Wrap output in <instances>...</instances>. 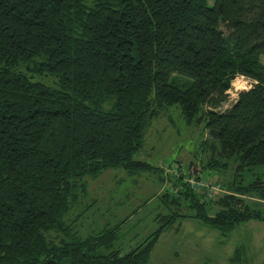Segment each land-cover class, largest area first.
Segmentation results:
<instances>
[{
    "label": "trees",
    "instance_id": "trees-1",
    "mask_svg": "<svg viewBox=\"0 0 264 264\" xmlns=\"http://www.w3.org/2000/svg\"><path fill=\"white\" fill-rule=\"evenodd\" d=\"M237 75L249 86L231 97ZM170 107L206 136L172 175L134 157ZM263 164L264 0H0V264H147L186 217L226 237L264 221L242 197L264 180L239 172ZM115 167L169 184L125 252L126 219L74 228L87 177ZM232 170L216 198L187 180Z\"/></svg>",
    "mask_w": 264,
    "mask_h": 264
},
{
    "label": "rangeland",
    "instance_id": "rangeland-1",
    "mask_svg": "<svg viewBox=\"0 0 264 264\" xmlns=\"http://www.w3.org/2000/svg\"><path fill=\"white\" fill-rule=\"evenodd\" d=\"M212 2L208 0L209 4ZM234 86L236 89L247 87L240 77L231 83L229 91L232 94ZM148 127L144 145L134 157L162 167L171 175L179 173L173 170L175 165L182 166V173L187 169L192 152L197 150L200 139L206 137L202 133V125H185L174 108L161 112ZM242 169L239 172L246 183L257 178L264 180V164L245 171ZM232 172L234 170L206 175L216 188L207 189L211 193L209 197L216 198L227 192L221 183H228ZM86 182L87 193L80 207L87 204V211L76 221L74 228L84 235L106 222L115 224L126 219L124 223L127 224L123 228L126 230L130 226V229L125 237H121L122 252L133 244V235L139 239L152 231L159 224L154 215L166 210L157 207V196L151 198V195H160L169 188V184L159 180L158 173L153 170L131 176L120 168H107L98 176L87 177ZM242 197L252 205L264 206V198L257 197L255 193L243 194ZM156 240L147 264H264V221L256 219L243 221L225 237L199 219L178 218L165 227Z\"/></svg>",
    "mask_w": 264,
    "mask_h": 264
},
{
    "label": "built area",
    "instance_id": "built-area-1",
    "mask_svg": "<svg viewBox=\"0 0 264 264\" xmlns=\"http://www.w3.org/2000/svg\"><path fill=\"white\" fill-rule=\"evenodd\" d=\"M236 77L242 78L244 87H245V85H247V87H245V88H248V86H249V79H247L246 77H243L242 75H237ZM235 87L236 86L233 87V89L235 90V92L233 94L231 93V97H233L237 93V91L240 90V88H242L243 86L242 87H239L237 89ZM187 180H188V182H190V184H191L192 187L193 186L195 187V190L202 191V192L205 190L208 193V195H210L211 193L208 192L207 189H216L215 186L212 185V181H210L209 178H206L203 175L200 176L199 178H194V176H190V177L187 178Z\"/></svg>",
    "mask_w": 264,
    "mask_h": 264
}]
</instances>
